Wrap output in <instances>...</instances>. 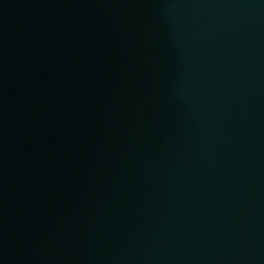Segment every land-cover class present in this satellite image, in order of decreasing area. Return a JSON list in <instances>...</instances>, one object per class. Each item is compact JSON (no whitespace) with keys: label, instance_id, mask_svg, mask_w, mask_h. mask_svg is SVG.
<instances>
[{"label":"water","instance_id":"obj_1","mask_svg":"<svg viewBox=\"0 0 264 264\" xmlns=\"http://www.w3.org/2000/svg\"><path fill=\"white\" fill-rule=\"evenodd\" d=\"M0 264H264V0H0Z\"/></svg>","mask_w":264,"mask_h":264}]
</instances>
